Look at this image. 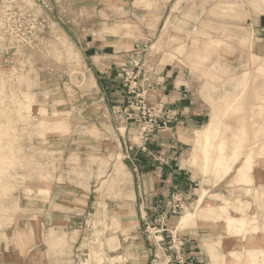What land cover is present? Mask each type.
Listing matches in <instances>:
<instances>
[{
    "label": "rangeland",
    "instance_id": "obj_1",
    "mask_svg": "<svg viewBox=\"0 0 264 264\" xmlns=\"http://www.w3.org/2000/svg\"><path fill=\"white\" fill-rule=\"evenodd\" d=\"M234 3H237V0H76L75 2L63 0L62 3L48 0L47 22L45 6L36 5L34 0H0V53L5 51L11 53L14 46L36 49L40 54H48V66L52 64L50 69L54 66L59 68L61 63L75 62L77 58L72 44L64 38L62 31L69 33L71 38L76 40L79 36L84 35L85 43L91 41L92 36L101 39L108 35L116 36L118 39L115 41L129 44L128 48L133 49L140 57L139 60H135L133 65H137L136 71H133L134 67L126 68L128 71L135 72L138 84L146 85V83L143 84L146 76L138 73L140 71L138 68L144 63L140 61L142 58H147L152 62L156 60L163 66L176 68L177 75L185 76V80L195 96V101L203 111L202 125H205L210 118L214 107L213 101H216L215 104H219L217 100L225 94L231 99L237 98L238 94L234 91L235 84L237 81L243 80L244 74L249 72V77L244 80L248 84L245 109L240 113L241 115H232L225 119V122L232 126L227 134L231 135L236 131V134H239L241 138L242 134L237 131L239 128L237 120L245 119L244 123L248 127L246 151L243 153L242 150L228 175H221L219 178L214 173H210L208 177L211 181L205 184L201 166L193 163L194 156L198 152L195 153L194 147H192L185 159L184 167L193 168L196 183L191 188L195 191L196 202L193 203L192 200L187 202L189 205L193 203L187 210L188 213L195 211L202 188L208 189V196L205 197L203 207L220 208V205L229 202L231 204V206L229 205V214L232 217L241 219L243 216H247L248 220L247 224L242 227L243 234L240 236L243 240L238 238L236 242L239 250L243 251L235 264H250V252H254L255 256L252 257L258 259V263L263 264L264 175L260 169L262 161L258 154L249 157L247 153L249 149L253 148V146H248L250 143L264 138V116H255L249 107L258 102L264 94V7L256 9L245 1L239 2L242 4L241 10L237 8L230 10L229 6ZM9 6L14 11H22L26 15L22 19L21 30L25 37L29 38L28 45L7 32V29L10 31V28L8 25L6 26L3 15ZM111 29H114V34L111 33ZM116 33L117 35H115ZM243 38H251L252 41L243 44ZM210 39L222 42L220 51L211 48L208 51L205 45ZM112 40L113 38L110 41ZM180 44H184V49L178 50ZM252 54L261 56L262 60L257 61ZM197 55L206 56L207 59L200 60ZM54 59L59 63L53 64L52 60ZM153 66L149 65L148 68L151 69ZM11 67V65L3 68L0 66V91L2 90L4 93H0V101L4 100L3 103L0 102V111L5 113L4 115L14 117V121L5 120L0 114V123L9 121L12 124L9 127L16 130L9 131L7 136L0 137V146L4 144V150L0 151V153L3 152L0 154V158H8L11 155L16 159L15 163L18 167L15 172L8 175L0 172V190H3L7 184L13 185V189L8 194L0 193V236L15 234V239L22 241L27 240L32 234L31 231H28L31 228L28 224L30 216L33 215L30 206L31 201L36 198L35 190L47 189L49 191L59 184H65L66 186L81 187L85 191L94 192L97 190L95 193L97 201L99 198L102 201L118 198L115 195H110L109 191L114 193L118 188L114 177L120 166L122 154H118L117 160L116 153L114 154L115 148L101 152L88 149L86 146L91 145L92 141L88 140V137L79 139L76 136L78 133L73 132L70 123H68V114H61L59 109L58 111L49 109L48 120L67 122L68 131L48 133L45 137L40 136L34 124L40 118L41 107L33 110L31 118L26 116L21 107L26 101L24 93L30 94V90H33L31 93H37L44 99L46 92L52 89L54 93L59 94L54 98H61L65 89L60 87L57 81H52L49 78L46 86L44 84L42 86L34 85L23 75L28 71L18 75L13 73ZM207 74L210 75L207 76ZM64 81L71 83L69 79ZM73 82L78 84L76 80ZM60 88L63 89L60 90ZM66 88L71 91L70 85ZM148 93L147 91L145 94L146 103L148 100L151 102L153 100V96ZM51 99L53 100V98ZM147 105L151 107L149 103ZM152 106L156 107L154 104ZM134 128L135 133L132 140L139 143L140 128L137 125H134ZM258 132L261 134L257 136ZM10 148H13V153L8 151ZM231 148L232 146H229V152ZM254 164L257 171L253 175L262 177L255 185L248 186L243 182L241 172L237 170V167L250 169ZM47 173V178H43L42 176ZM29 190H31V194ZM174 193L184 194L180 191ZM86 196L88 195L86 194ZM93 197V195L90 197L91 203L94 202ZM92 205L86 210L85 219L87 222L82 225V233L73 249L71 247L72 243L76 241L77 233L71 234L69 240H66L70 247L66 262L68 264H112V262L118 264L120 261L119 264H124L123 259H111V255L108 254L109 251L112 253L118 250H111L108 240L114 237V232L121 230L120 225L114 223L109 225L112 212L109 214L102 209L94 211L91 209ZM184 213L178 216V222L186 214ZM198 221L205 222L204 220ZM73 222L75 228L81 226L76 223V220ZM147 223L144 224V232L148 238H151L150 240L155 246L156 240L159 239L156 238L159 235H156L155 232L159 228L152 231L155 224H151L149 221ZM196 223L193 226H196ZM188 227L190 225L182 226L178 230ZM228 240L229 238L226 241ZM98 244L103 245L100 247L101 253L97 254V258L103 259L101 263L98 262L94 250ZM228 245L230 248L234 244ZM206 248L212 264L227 261L226 256L228 255L224 254L222 252L224 249L219 248L217 244L206 245ZM185 252L183 251L186 256ZM164 257L168 261V258ZM186 257L188 258V256ZM87 259L88 261H85ZM165 259L161 261V257H158L154 264H168Z\"/></svg>",
    "mask_w": 264,
    "mask_h": 264
},
{
    "label": "crops",
    "instance_id": "obj_2",
    "mask_svg": "<svg viewBox=\"0 0 264 264\" xmlns=\"http://www.w3.org/2000/svg\"><path fill=\"white\" fill-rule=\"evenodd\" d=\"M34 1L40 7L41 4L45 6L48 22V0ZM62 2L63 0H56V3ZM113 31L114 29H111L112 34ZM62 34L72 44L77 56L75 62H63L59 68L54 66L50 69L52 64L48 66V54H40L36 49L14 46L11 53H0V66L3 68L11 65L13 73L18 75L28 71L23 75L34 85L46 86L49 79H52L65 89L61 98H54L59 94L51 89L46 92L44 99L30 90V95L34 96L33 110L41 107L40 118L34 124L37 133L45 137L48 133L67 132V124L70 123L72 131L78 133L76 136L79 139L88 137L87 139L92 141L91 145L86 146L88 149L101 152L115 148L117 160L119 153L122 154V159L114 177L118 188L116 192L109 193L118 198L104 201L99 198L97 201V190L85 191L81 187L65 184H59L49 191L35 190L36 198L31 201L30 206L33 215L30 216L28 224L32 234L22 241L15 239V234L1 235L0 264H68L66 260L70 247L66 240H69L71 234L77 233L76 241L72 243L73 249L79 241L82 225L87 222L86 210L92 204L91 209L94 211L104 209L109 214L112 212L109 225H120L121 230L113 234L119 238V248L112 253L108 252L111 259L121 258L124 264H154L158 257L163 261L164 256L167 258L171 254L168 252L171 246L169 234H164V243L154 246L151 238L144 232V224H148L147 221L153 224L166 210V202L176 191L189 193L193 203L196 202L195 191L191 188L196 183L193 168L184 167V162L193 147L196 132L207 124L202 125L203 111L195 101L185 76L177 75L176 68L142 58L140 61L144 63L139 69L142 75L146 76L145 79L149 80L144 87L148 94L153 96V103L148 100L149 105L153 107V104L157 106L165 103L168 108L175 110L178 116L170 126L157 131L145 146H142L140 140L139 143L133 142L134 125L124 122L119 113L125 107L127 94L125 78L120 72L123 67L130 68L135 60H139L137 52L128 48L129 44L115 41L118 39L116 36L108 35L102 39L92 36V40L85 43L84 35L76 40L65 31H62ZM250 40L252 41L251 38H243L242 42ZM181 46L182 44L178 50H182ZM220 50L221 48L217 51ZM197 57L200 60L205 59L199 55ZM52 61L53 64L59 63L56 59ZM149 65L154 66L149 69ZM65 79H69L71 83L65 82ZM69 85L71 91L66 88ZM0 93L4 94L2 90ZM0 102L3 103L4 100ZM49 109H59L61 114H68V123L62 120L48 122ZM0 114L5 120L14 121V117L4 115L3 112ZM42 118H46V121H40ZM47 176L48 173L42 177ZM41 191L45 194H41ZM91 195L94 196L92 203ZM177 218L175 215L168 216V230L179 237L190 264H212L206 245L216 244L220 239L224 243L227 242L224 225L198 221L196 226L177 230ZM75 220L80 227H74ZM219 248L224 249L222 252L228 255L227 261L215 264H228V261H231L230 255L235 257L232 262L235 264L243 251H231L228 243Z\"/></svg>",
    "mask_w": 264,
    "mask_h": 264
},
{
    "label": "bare ground",
    "instance_id": "obj_3",
    "mask_svg": "<svg viewBox=\"0 0 264 264\" xmlns=\"http://www.w3.org/2000/svg\"><path fill=\"white\" fill-rule=\"evenodd\" d=\"M245 1L249 2L256 9H258L259 7H264V0H237V3L231 4L229 6V9L236 10L237 8L238 10H241L242 4H239V2H245ZM232 14H233V11H232ZM245 42L246 41H244L243 44ZM205 46L209 51V48L218 50L219 48H221L222 45L220 41H212L210 39L206 43ZM181 48L184 49V44L181 46ZM253 57H255L257 61L262 60L259 56L253 55ZM204 58L207 59L206 57ZM248 75H249V72L245 73L243 76V80H239L236 82L235 88H234L235 93L238 94L236 99H231L227 97V94H225L224 96L220 97V99L218 100L219 104H215V102H213L214 107H213V110L211 111L210 118L207 124L202 129L198 130L195 134L193 147H194V152L195 153L198 152V153L194 156L193 163H196L201 166L202 174L205 177V181H204L205 184L206 183L208 184L209 181H211V179L208 177L210 176V173H214L219 178H221V175H228L233 168V164L238 160V157L241 155L242 150H243V153L246 151V146H247L246 137L248 133L247 132L248 127H246L247 124L244 123L245 119L237 120V122L239 123V128L237 129V131L242 134V138L239 134H236V131L234 133L232 132L231 135L227 134V132L232 129V126L226 123L225 119L226 118L228 119V117L232 115L234 116L238 115L242 113L243 110L245 109L246 96H247L246 88L248 84H247V81L244 82V80L247 79V77H249ZM24 96H25L24 98L26 99V101H25V104L21 105V107L25 111L26 116H29L31 118L32 112H33L34 97L28 93H24ZM249 107L253 111V114H255V116H259V115L264 116V94L262 95V97L260 98L258 102L250 105ZM40 121H46V118H42V120ZM48 122H51V121L48 120ZM11 125L12 124L9 121L0 123V137L7 136L9 131L13 132L16 130L13 127H9ZM258 134H261V133L258 132L256 135L258 136ZM229 146H232V148L230 149V152H229ZM248 146H253V148L251 150L250 149L248 150L247 155L251 157L252 155L258 154V156L260 157L262 161V166L260 169L264 175V138L257 139L253 143H250ZM3 150H4V147L0 146V151H3ZM8 151L12 153L14 152L13 148H10ZM0 154H3V152H1ZM1 158H0V172H2L4 175H8V174L15 172V169L18 167V165H16L15 163L16 159L11 157V155L8 158H4V157H1ZM17 162H19L20 164V161L18 159H17ZM237 170L241 172L243 182L247 184L248 186L255 185L260 179V177H262V176L258 177L256 175H253V173L257 171V167L255 166V164L252 165L250 169H243V168L237 167ZM12 186L8 184L5 185L3 187V190H0V193L3 192L4 195L8 194L13 189ZM29 192L31 194V190H29ZM41 194H45V192L41 191ZM207 194H208V189L202 188L200 199L196 204L195 211L188 213V210H187L185 212L186 214L184 213L185 215L182 216L179 220V227L177 228V230L182 226L190 225L191 227L195 225L196 221L198 220H204L205 222L214 223V224H222V225L224 224L225 234L229 238V240L226 243L228 242H229L228 244L233 243L234 245L230 247V250L234 252L238 251L239 248L236 245L237 244L236 242L238 238H242V236L240 235L243 234L242 227L245 226L248 222L247 216H243L241 219L232 217L229 214V208L231 206L229 202H225V204L220 205V208H215L214 206L203 207L202 204L205 200V197L208 196ZM235 224L236 226H234ZM28 231L30 232V230ZM118 239L119 238L114 236L108 240V246L111 250H117L119 248ZM230 239L233 242L230 241ZM226 243H224V241L220 239L218 240L216 244L219 247H225ZM102 246L103 245L98 244V246L95 247L94 250H95L96 258H97V254L101 253L100 247ZM254 254H255L254 252L250 253L251 255V259L249 260L250 264H260L258 263L259 261L258 259L256 260L252 257ZM234 258L235 257L233 255H230L231 260H234ZM97 260L98 262L101 263L103 259L99 257L97 258ZM85 261H88V259ZM232 262L233 261H228V264H233ZM263 262L264 260L262 261V263ZM113 263L114 262H112V264Z\"/></svg>",
    "mask_w": 264,
    "mask_h": 264
},
{
    "label": "built area",
    "instance_id": "obj_4",
    "mask_svg": "<svg viewBox=\"0 0 264 264\" xmlns=\"http://www.w3.org/2000/svg\"><path fill=\"white\" fill-rule=\"evenodd\" d=\"M25 16L24 12L14 11L10 6L4 11L3 15V17H5L6 26L8 25L10 28V31L7 29V32L12 37L18 38L20 42L28 45L29 38H26L21 30L22 19L25 18ZM130 67H134L133 71H136L137 65L135 64V66ZM126 68L127 67H123L122 69L127 90L126 102L125 107H123L119 113L124 122H131L133 125L139 126L140 129L138 136L142 146H145L157 131L163 127L166 128L170 126L176 120L178 113L175 110L168 108L164 103H160L156 107H149L145 99V94L147 92L146 88L143 85L138 84L135 72L128 71ZM138 73L141 74L140 71ZM148 81V79H144L143 84H147ZM190 200L191 197L189 194L174 193L166 204V210L153 222L155 225L152 231L159 228L157 232H155L156 235H159V237H156L159 238L156 240L157 244L164 243V234H169L171 246L168 248V252L171 254L167 257L168 264H190V259L183 253L182 242H180L176 233L168 230L167 224L168 216H181L190 206L187 204Z\"/></svg>",
    "mask_w": 264,
    "mask_h": 264
}]
</instances>
